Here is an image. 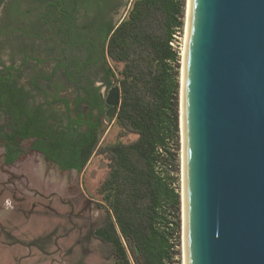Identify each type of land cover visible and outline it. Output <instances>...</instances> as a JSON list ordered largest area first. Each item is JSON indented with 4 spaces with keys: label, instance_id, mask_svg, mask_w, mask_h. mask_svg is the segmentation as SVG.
Instances as JSON below:
<instances>
[{
    "label": "trees",
    "instance_id": "16d2710c",
    "mask_svg": "<svg viewBox=\"0 0 264 264\" xmlns=\"http://www.w3.org/2000/svg\"><path fill=\"white\" fill-rule=\"evenodd\" d=\"M22 1L11 4V21L24 14ZM42 1L46 8L30 30L40 38L43 26L50 31L55 63L49 72L33 67L26 84L17 76L29 52L20 66L0 69V118L9 128L5 163L19 159L22 140L33 139L30 149L62 169L81 171L99 142L100 122L92 121V112H103L93 72L101 71L105 85L117 73L116 120L138 137L105 147L110 172L99 194L106 217L96 236L112 246L115 264H169L171 240L180 237L181 195L160 164L161 152H170L169 142L177 141L180 132V55L171 42L184 27L186 0H135L116 24L100 21L108 0H84L77 7ZM78 18L84 21L76 23ZM70 86L73 93L63 94ZM83 102L90 107L86 118Z\"/></svg>",
    "mask_w": 264,
    "mask_h": 264
},
{
    "label": "water",
    "instance_id": "95a60500",
    "mask_svg": "<svg viewBox=\"0 0 264 264\" xmlns=\"http://www.w3.org/2000/svg\"><path fill=\"white\" fill-rule=\"evenodd\" d=\"M193 8L190 264H264V0H193ZM105 101L115 117L120 87Z\"/></svg>",
    "mask_w": 264,
    "mask_h": 264
},
{
    "label": "rangeland",
    "instance_id": "374dc122",
    "mask_svg": "<svg viewBox=\"0 0 264 264\" xmlns=\"http://www.w3.org/2000/svg\"><path fill=\"white\" fill-rule=\"evenodd\" d=\"M6 1L9 0H4L0 6V66H20L29 52L30 58L17 76L19 83L26 84L34 74L33 67L49 72L55 63L54 48H51L52 43L47 39L50 31L43 26L40 38L33 36L30 30L45 10L46 3L42 0H23L24 14L10 22L3 8ZM134 1L124 0L121 12L115 17V24L125 18ZM188 6L189 0H186L184 27L174 39V48L180 55L179 116ZM38 59L42 61L36 65ZM117 66L122 69L123 63ZM100 72L97 71V75L93 72V79L101 85L104 97L114 85L121 90L117 73L111 85H104L100 80L103 77ZM73 91L74 88L70 86L65 92L70 94ZM104 119L96 149L86 166L77 171L62 169L41 152L30 149L33 139L22 140L19 159L6 164V134L9 128L5 118H0V264H115L112 246L96 236V229L106 217L102 207L106 203L103 195L99 194L101 184L110 172V160L105 147L132 142L138 135L119 125L116 116ZM169 146L170 152H161L160 171L181 195L180 237L171 240L173 258L169 264H184L181 122L178 139L170 140Z\"/></svg>",
    "mask_w": 264,
    "mask_h": 264
},
{
    "label": "bare ground",
    "instance_id": "6f19581e",
    "mask_svg": "<svg viewBox=\"0 0 264 264\" xmlns=\"http://www.w3.org/2000/svg\"><path fill=\"white\" fill-rule=\"evenodd\" d=\"M193 0H189L188 13H187V30H186V47L184 49V63L182 68L181 76V90H180V101H181V130L183 136V160H184V184L182 191V204H183V216H184V264H190L189 259V218H188V149H187V57L190 47V39L192 32V17H193Z\"/></svg>",
    "mask_w": 264,
    "mask_h": 264
},
{
    "label": "flooded vegetation",
    "instance_id": "af4514ba",
    "mask_svg": "<svg viewBox=\"0 0 264 264\" xmlns=\"http://www.w3.org/2000/svg\"><path fill=\"white\" fill-rule=\"evenodd\" d=\"M14 1L15 0L6 1V3L4 4V7H3L4 8V11H5V15L8 16L7 19L10 22H12L11 21L12 15L10 13V7H11V4ZM76 2H77V6H79V2H80V5H81V3L82 4L84 3V0H63L64 5H66L68 7H73V6L74 7H77L76 6ZM106 3H107V11L104 13L103 16H101L100 21L103 24L108 19H111V21L114 23L116 21L115 17L121 12V9H122V7L124 5V0H108V2H106ZM80 11H82V10H80ZM85 20L86 21H89L87 19H85ZM83 21H84V18H78L77 21H76V23H81ZM2 68H3V65L0 66V69H2ZM94 85L95 86H100L99 93L101 95L103 112L99 111L98 109H94L93 112H92L93 117L91 119H92V121L98 120L100 122V131H101L102 126L104 124V120H105L104 117H107L106 113H107V110L109 109L110 106L105 101L106 96L104 97L103 94H102V92H101V85L100 84L99 85L96 84V82H94ZM63 94H66L67 95L66 92H63ZM71 107L74 109L75 108V105L71 103ZM81 110H82V112L84 114V118H86L87 115H88V113H89V111H90V107H89L88 104H86V103L83 102V103H81Z\"/></svg>",
    "mask_w": 264,
    "mask_h": 264
},
{
    "label": "built area",
    "instance_id": "2783aa9c",
    "mask_svg": "<svg viewBox=\"0 0 264 264\" xmlns=\"http://www.w3.org/2000/svg\"><path fill=\"white\" fill-rule=\"evenodd\" d=\"M178 33H179V32H177V34H178ZM174 36H175V38H177V35H174ZM171 45H172V46H175V45H174V41L171 42Z\"/></svg>",
    "mask_w": 264,
    "mask_h": 264
}]
</instances>
